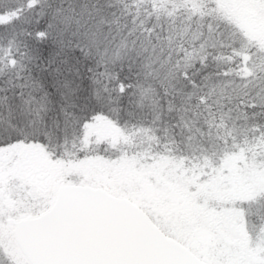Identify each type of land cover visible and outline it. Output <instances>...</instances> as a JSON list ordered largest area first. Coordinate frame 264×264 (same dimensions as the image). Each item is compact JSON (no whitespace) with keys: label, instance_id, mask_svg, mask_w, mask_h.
Here are the masks:
<instances>
[{"label":"snow or ice","instance_id":"obj_1","mask_svg":"<svg viewBox=\"0 0 264 264\" xmlns=\"http://www.w3.org/2000/svg\"><path fill=\"white\" fill-rule=\"evenodd\" d=\"M0 264H264V0H0Z\"/></svg>","mask_w":264,"mask_h":264}]
</instances>
